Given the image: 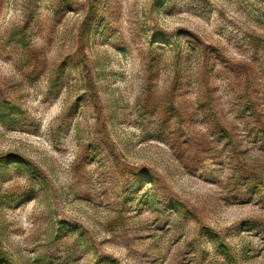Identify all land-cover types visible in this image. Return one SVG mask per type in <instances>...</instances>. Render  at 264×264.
I'll return each instance as SVG.
<instances>
[{
	"label": "rangeland",
	"instance_id": "obj_1",
	"mask_svg": "<svg viewBox=\"0 0 264 264\" xmlns=\"http://www.w3.org/2000/svg\"><path fill=\"white\" fill-rule=\"evenodd\" d=\"M0 249L264 264V0H0Z\"/></svg>",
	"mask_w": 264,
	"mask_h": 264
},
{
	"label": "trees",
	"instance_id": "obj_2",
	"mask_svg": "<svg viewBox=\"0 0 264 264\" xmlns=\"http://www.w3.org/2000/svg\"><path fill=\"white\" fill-rule=\"evenodd\" d=\"M1 106L3 107V110H6V108L11 107V104L8 102H2ZM13 163H19L17 161H13ZM11 261L9 260L8 256L4 254V252L0 249V264H9Z\"/></svg>",
	"mask_w": 264,
	"mask_h": 264
}]
</instances>
